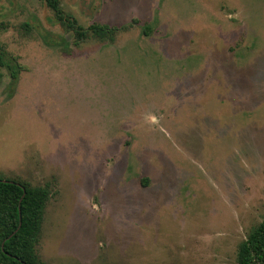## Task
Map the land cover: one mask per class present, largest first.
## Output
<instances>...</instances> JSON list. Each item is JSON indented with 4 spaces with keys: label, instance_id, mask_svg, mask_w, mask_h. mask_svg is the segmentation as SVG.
<instances>
[{
    "label": "rangeland",
    "instance_id": "rangeland-1",
    "mask_svg": "<svg viewBox=\"0 0 264 264\" xmlns=\"http://www.w3.org/2000/svg\"><path fill=\"white\" fill-rule=\"evenodd\" d=\"M0 0V177L47 185L45 264H237L264 218V0Z\"/></svg>",
    "mask_w": 264,
    "mask_h": 264
},
{
    "label": "trees",
    "instance_id": "trees-1",
    "mask_svg": "<svg viewBox=\"0 0 264 264\" xmlns=\"http://www.w3.org/2000/svg\"><path fill=\"white\" fill-rule=\"evenodd\" d=\"M60 25L72 32L78 41L87 30L99 39L113 40L115 26L93 23L80 26L76 19L60 7L59 0H43ZM50 196L47 185L31 186L0 177V264H45L35 245L40 235L43 211ZM237 264H264V218L241 240L236 252Z\"/></svg>",
    "mask_w": 264,
    "mask_h": 264
}]
</instances>
